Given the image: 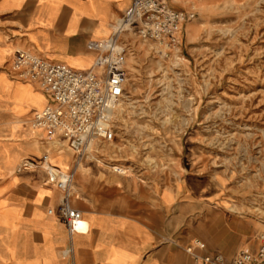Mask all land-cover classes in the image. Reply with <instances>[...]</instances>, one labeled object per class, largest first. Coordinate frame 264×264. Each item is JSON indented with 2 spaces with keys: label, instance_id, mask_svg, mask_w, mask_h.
I'll return each mask as SVG.
<instances>
[{
  "label": "rangeland",
  "instance_id": "rangeland-1",
  "mask_svg": "<svg viewBox=\"0 0 264 264\" xmlns=\"http://www.w3.org/2000/svg\"><path fill=\"white\" fill-rule=\"evenodd\" d=\"M189 1L183 11L197 17L184 24L178 50L133 36L115 139L78 168L85 185L112 191L202 182L203 203L238 219L240 248L248 247L264 234V0ZM28 124V142L52 148L30 139L37 130ZM23 147L0 149L5 174H15L17 161H42L39 148Z\"/></svg>",
  "mask_w": 264,
  "mask_h": 264
},
{
  "label": "crops",
  "instance_id": "crops-1",
  "mask_svg": "<svg viewBox=\"0 0 264 264\" xmlns=\"http://www.w3.org/2000/svg\"><path fill=\"white\" fill-rule=\"evenodd\" d=\"M132 1L0 0V149L37 147L28 142V121L49 104L38 85L12 79L16 51L30 49L50 61L88 71L96 60L88 43L108 38ZM179 1L180 9L169 4L176 10L187 9L190 1ZM36 130L30 139L37 138L46 147L44 131ZM56 148L39 149L43 157L51 151L55 168L75 169L77 191L71 205L82 213L88 228L69 232L59 213L63 192L46 184L43 159H27L35 166L21 171L25 159L17 161L15 174L0 168V264H195L186 251L195 240L205 245L195 247L197 254H222L230 263L239 250L258 248V238L256 244L240 248L241 222L225 218L208 201L203 203L206 184L202 182H181L160 191L96 188L95 183H83L78 168L83 163L75 165L69 149L59 153ZM21 154H26L25 149ZM198 212L203 215L195 219ZM69 248L72 255L65 258L63 252Z\"/></svg>",
  "mask_w": 264,
  "mask_h": 264
},
{
  "label": "built area",
  "instance_id": "built-area-1",
  "mask_svg": "<svg viewBox=\"0 0 264 264\" xmlns=\"http://www.w3.org/2000/svg\"><path fill=\"white\" fill-rule=\"evenodd\" d=\"M196 17L195 11L173 9L168 0H133L114 23L108 38L88 43V48L96 54L94 65L88 71L50 61L30 49H18L10 67L12 79L38 85L49 99L44 109L34 112L31 124L44 131L52 146L69 149L75 156V165L83 161L97 162L103 145L115 139V116L128 80L126 65L131 37L175 51L180 46L184 24ZM128 35L130 38H126ZM34 166L25 159L19 170ZM41 168L46 171V184L63 192L59 213L69 232H79L83 215L71 205L75 169L55 168L47 152ZM195 247L205 245L195 240L194 246L186 249L193 255L195 264H264V234L258 237L255 251L241 249L230 263H226L222 254L199 255ZM72 252V248L66 249L63 256L70 258Z\"/></svg>",
  "mask_w": 264,
  "mask_h": 264
},
{
  "label": "bare ground",
  "instance_id": "bare-ground-1",
  "mask_svg": "<svg viewBox=\"0 0 264 264\" xmlns=\"http://www.w3.org/2000/svg\"><path fill=\"white\" fill-rule=\"evenodd\" d=\"M36 98V97H35ZM30 101V100H29ZM29 103V102H28ZM27 103V104H28ZM31 104V103H30ZM35 106V105H34ZM30 123H31V120H30ZM32 125V124H31ZM33 126V125H32ZM62 152V150L61 151H59V153H61ZM50 157V159H51V156H49ZM86 224V225H85ZM87 228H88V223L85 221V219H82V221L79 223V226H78V229H79V231H84V230H87Z\"/></svg>",
  "mask_w": 264,
  "mask_h": 264
}]
</instances>
